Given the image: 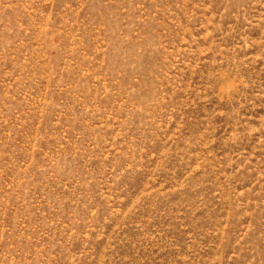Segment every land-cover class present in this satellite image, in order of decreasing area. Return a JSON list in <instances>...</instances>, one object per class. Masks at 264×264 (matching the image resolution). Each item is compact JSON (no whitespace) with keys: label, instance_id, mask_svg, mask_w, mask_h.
<instances>
[{"label":"rangeland","instance_id":"1","mask_svg":"<svg viewBox=\"0 0 264 264\" xmlns=\"http://www.w3.org/2000/svg\"><path fill=\"white\" fill-rule=\"evenodd\" d=\"M0 264H264V0H0Z\"/></svg>","mask_w":264,"mask_h":264}]
</instances>
